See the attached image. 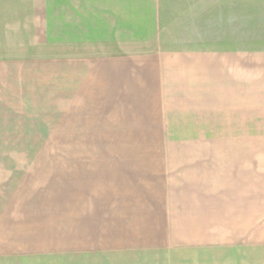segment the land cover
I'll list each match as a JSON object with an SVG mask.
<instances>
[{"label": "rangeland", "instance_id": "rangeland-1", "mask_svg": "<svg viewBox=\"0 0 264 264\" xmlns=\"http://www.w3.org/2000/svg\"><path fill=\"white\" fill-rule=\"evenodd\" d=\"M15 1L17 21H22L19 39L29 46L22 67L44 78L38 86L44 84L46 99L40 106L49 110L51 202H64L60 225L66 229L48 231L50 264H264V0H32L24 8V0L1 4ZM118 42L149 51L235 50L252 56V63L245 64L257 75L256 93L229 117L226 111L235 131L225 134L224 192H217L213 174L207 181L202 175L180 174L176 166L170 171L169 165L154 172L151 164L158 151L102 148L162 140L161 134L143 133V128L112 133L101 126L106 123L99 116L106 113L102 104L97 113V103L75 100L82 97L80 87L65 85L73 74L81 77L88 70L82 64L59 63L74 45ZM18 105L33 115L31 100L20 98ZM34 109L42 114L41 108ZM213 136L207 139L211 142ZM215 162L211 158L204 164L212 171L218 167ZM116 194L120 196L108 197ZM56 208L51 205V211Z\"/></svg>", "mask_w": 264, "mask_h": 264}, {"label": "crops", "instance_id": "crops-1", "mask_svg": "<svg viewBox=\"0 0 264 264\" xmlns=\"http://www.w3.org/2000/svg\"><path fill=\"white\" fill-rule=\"evenodd\" d=\"M30 2L24 0L20 7H28ZM18 11L16 1L3 5L0 0V264H50L48 231L66 229L60 225L64 202H51L49 110L40 106L46 99L41 88L44 84L38 86L44 78L32 76L31 67H22L27 64L25 52L29 46L19 39L18 23L22 21H17ZM63 61L70 67H88L83 76L73 74L65 85L75 90L80 87L82 97L75 100L97 103L96 112H100L102 104L106 113L99 116L106 123L101 126L111 128L112 133L141 132L138 128H143V133L162 136L155 145H115L103 149L158 151L159 157L151 164L154 172L169 165L170 171L176 166L180 174L202 175L199 178L207 181L216 174L210 179L217 192L220 188L224 192L225 172L221 164L224 166L226 157L225 134L235 131L230 129L233 122L228 117L234 114L236 106L241 108L244 101L252 100L251 92L256 93L257 75L245 64L252 63V56L243 57L235 50L149 51L144 46L118 42L106 46L90 43L82 48L74 45L70 55L59 59L60 64ZM44 62L47 61L41 59ZM27 71H31L30 76H26ZM20 98L35 104L33 115L19 110ZM36 106L41 108V115L34 109ZM44 117L48 118L40 120ZM44 125L48 127L46 131ZM40 126L42 129L36 130ZM205 134L214 135L213 141ZM196 150H200L197 157L193 156ZM211 158L216 159L218 166L212 171L209 164H204ZM52 204L57 207L54 211Z\"/></svg>", "mask_w": 264, "mask_h": 264}]
</instances>
